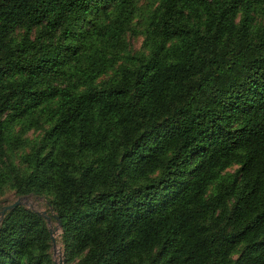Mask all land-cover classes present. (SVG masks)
<instances>
[{
  "label": "trees",
  "instance_id": "16d2710c",
  "mask_svg": "<svg viewBox=\"0 0 264 264\" xmlns=\"http://www.w3.org/2000/svg\"><path fill=\"white\" fill-rule=\"evenodd\" d=\"M262 9L159 0L132 53L136 0H0V192L53 209L65 264H264ZM17 124L41 136L15 163ZM50 246L38 210L5 211L0 264Z\"/></svg>",
  "mask_w": 264,
  "mask_h": 264
},
{
  "label": "rangeland",
  "instance_id": "374dc122",
  "mask_svg": "<svg viewBox=\"0 0 264 264\" xmlns=\"http://www.w3.org/2000/svg\"><path fill=\"white\" fill-rule=\"evenodd\" d=\"M159 0H136V14L135 17L132 20L131 26L129 30L125 33V38L128 43V50H130L132 53L134 52H142L145 50L144 47V34L142 33L145 27V23L150 16L151 12L155 10V8L158 6ZM254 23L256 26H259L264 23V9L260 10L259 12L255 13L254 16ZM112 74L111 71H108L107 74L101 75L98 77L97 81H100L104 78L109 77ZM13 133L20 136L22 139H25L27 141V144L21 149H17L11 152V158L15 163L19 162V155L22 151H27L28 146L37 140L41 136V130L35 127H29L25 130H20V125H14L13 127ZM237 168V165L233 164L229 167H227L224 171V173H233V171ZM215 190V185L212 184L209 186L207 195L213 194ZM17 196H15L13 190L9 187H4L2 191L0 192V205L8 204L12 202ZM25 203L27 207L31 206V208H34L38 211L46 209L44 202L42 200H36L33 197H27L25 200ZM53 225H55V222H52ZM61 229L58 227L55 232V237L60 238ZM62 244L57 242L56 245V252L53 253V249L50 246L48 253L50 254L51 258L58 259L60 253L62 252ZM237 257V253H234L232 255V258ZM76 258L69 262L68 264H73L75 262ZM56 264V263H55Z\"/></svg>",
  "mask_w": 264,
  "mask_h": 264
},
{
  "label": "water",
  "instance_id": "95a60500",
  "mask_svg": "<svg viewBox=\"0 0 264 264\" xmlns=\"http://www.w3.org/2000/svg\"><path fill=\"white\" fill-rule=\"evenodd\" d=\"M27 197H30V195H20V196H17L12 202H10L8 204L1 205L0 206V220L2 219L5 211L11 210L18 205H28L25 203V200L27 199ZM39 199L43 200L42 198H39ZM29 207H31V206H29ZM39 212L46 219L53 253H55L56 252V245H57L55 232H56V229L58 227H60V221H59L58 217L55 215V213L53 212V209L51 207H49V211L44 209V210H41ZM52 218L55 220V225L52 224V220H51ZM54 262L56 264H65L63 251L60 253L59 258L57 260L54 259Z\"/></svg>",
  "mask_w": 264,
  "mask_h": 264
}]
</instances>
